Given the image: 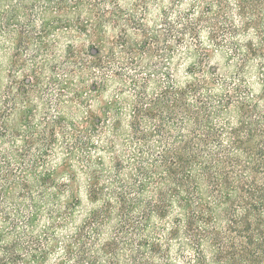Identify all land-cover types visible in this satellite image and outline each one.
<instances>
[{"label":"trees","instance_id":"16d2710c","mask_svg":"<svg viewBox=\"0 0 264 264\" xmlns=\"http://www.w3.org/2000/svg\"><path fill=\"white\" fill-rule=\"evenodd\" d=\"M0 264H264V0H0Z\"/></svg>","mask_w":264,"mask_h":264},{"label":"rangeland","instance_id":"374dc122","mask_svg":"<svg viewBox=\"0 0 264 264\" xmlns=\"http://www.w3.org/2000/svg\"><path fill=\"white\" fill-rule=\"evenodd\" d=\"M49 39H51L49 42H50V45H52V47H50V51L46 52L47 50V47H42V49L40 51L37 52V54H35V60H37L38 62H40L41 60L43 59H47V60H51L52 58V54L53 53H56L57 50L58 51H61L64 44L66 43V40L65 39H61L59 41H54L53 42V34H51L49 36ZM14 52V50L12 49H9L8 46H7V43L4 45V52H3V56H4V83H6V79H7V72H8V58L10 55H12V53Z\"/></svg>","mask_w":264,"mask_h":264}]
</instances>
